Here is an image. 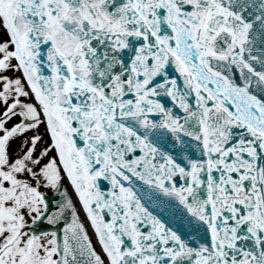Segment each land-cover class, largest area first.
Wrapping results in <instances>:
<instances>
[{
	"label": "snow or ice",
	"instance_id": "6c2138e0",
	"mask_svg": "<svg viewBox=\"0 0 264 264\" xmlns=\"http://www.w3.org/2000/svg\"><path fill=\"white\" fill-rule=\"evenodd\" d=\"M0 264H264V0H0Z\"/></svg>",
	"mask_w": 264,
	"mask_h": 264
},
{
	"label": "bare ground",
	"instance_id": "6f19581e",
	"mask_svg": "<svg viewBox=\"0 0 264 264\" xmlns=\"http://www.w3.org/2000/svg\"><path fill=\"white\" fill-rule=\"evenodd\" d=\"M65 183L67 184V181H65ZM69 190L71 191L70 186H69ZM72 195H73V198L75 199V194H74V192L72 193ZM77 206L79 207V205H77ZM81 212H82L83 215L85 216L84 212H83V211H81ZM82 213H80V214H81V217H84V216L82 215ZM85 223H86V225L88 224V221H87L86 219H85ZM88 231H89L90 234H92L93 242H94V244L96 245L97 249L99 250L100 246H99V244L97 243L96 237H95V235H93V230L91 229L90 226H88Z\"/></svg>",
	"mask_w": 264,
	"mask_h": 264
}]
</instances>
